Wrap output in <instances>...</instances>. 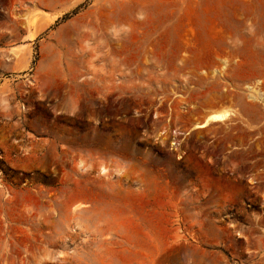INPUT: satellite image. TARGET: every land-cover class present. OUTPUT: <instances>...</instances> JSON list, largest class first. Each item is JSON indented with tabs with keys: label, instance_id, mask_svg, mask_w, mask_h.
Wrapping results in <instances>:
<instances>
[{
	"label": "rangeland",
	"instance_id": "obj_1",
	"mask_svg": "<svg viewBox=\"0 0 264 264\" xmlns=\"http://www.w3.org/2000/svg\"><path fill=\"white\" fill-rule=\"evenodd\" d=\"M0 264H264V0H0Z\"/></svg>",
	"mask_w": 264,
	"mask_h": 264
},
{
	"label": "bare ground",
	"instance_id": "obj_2",
	"mask_svg": "<svg viewBox=\"0 0 264 264\" xmlns=\"http://www.w3.org/2000/svg\"><path fill=\"white\" fill-rule=\"evenodd\" d=\"M227 115L225 113H216L208 116L203 123L197 125V127H204L209 121H221L223 120Z\"/></svg>",
	"mask_w": 264,
	"mask_h": 264
}]
</instances>
